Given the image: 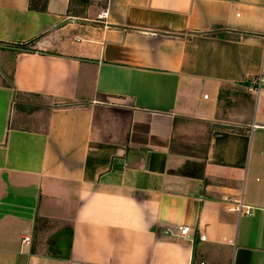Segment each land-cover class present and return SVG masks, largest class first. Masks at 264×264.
<instances>
[{"label":"crops","instance_id":"1","mask_svg":"<svg viewBox=\"0 0 264 264\" xmlns=\"http://www.w3.org/2000/svg\"><path fill=\"white\" fill-rule=\"evenodd\" d=\"M44 4L0 0V264H264V0Z\"/></svg>","mask_w":264,"mask_h":264},{"label":"built area","instance_id":"2","mask_svg":"<svg viewBox=\"0 0 264 264\" xmlns=\"http://www.w3.org/2000/svg\"><path fill=\"white\" fill-rule=\"evenodd\" d=\"M108 14H109L108 10H105L104 12H102L101 17L102 18H106L108 16ZM256 91H258V93H260V82H259L258 86L256 87ZM205 98H207V96H205ZM228 199H229V201H232V198L231 197L228 198ZM236 203L238 204L237 205V209L238 210H242V208L245 207L241 201H238ZM246 213H248V210L246 211ZM179 231H180V234L186 235L190 231V228L189 227H180L179 228ZM201 238L202 239H205L204 236H202ZM22 242L23 243H26V244H30L31 243V237L30 236L23 237Z\"/></svg>","mask_w":264,"mask_h":264},{"label":"trees","instance_id":"3","mask_svg":"<svg viewBox=\"0 0 264 264\" xmlns=\"http://www.w3.org/2000/svg\"><path fill=\"white\" fill-rule=\"evenodd\" d=\"M45 4H46V0H45ZM30 7H32V6H30ZM38 39H39V37L34 38L32 40H29L27 42L17 43V44H7V45L14 47L18 52H33V49L31 47L36 43V41Z\"/></svg>","mask_w":264,"mask_h":264},{"label":"rangeland","instance_id":"4","mask_svg":"<svg viewBox=\"0 0 264 264\" xmlns=\"http://www.w3.org/2000/svg\"><path fill=\"white\" fill-rule=\"evenodd\" d=\"M0 68H1V66H0ZM0 73H1V70H0ZM1 75V74H0ZM1 80V79H0ZM207 104V103H206ZM43 118L45 119V115L43 116ZM66 208L67 207H65V206H63V209L62 210H60V212H61V215H63L64 214V211H66Z\"/></svg>","mask_w":264,"mask_h":264}]
</instances>
